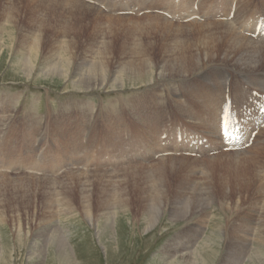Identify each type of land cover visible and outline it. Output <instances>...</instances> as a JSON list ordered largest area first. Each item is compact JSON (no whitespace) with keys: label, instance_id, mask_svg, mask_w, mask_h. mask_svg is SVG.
Returning <instances> with one entry per match:
<instances>
[{"label":"rangeland","instance_id":"rangeland-1","mask_svg":"<svg viewBox=\"0 0 264 264\" xmlns=\"http://www.w3.org/2000/svg\"><path fill=\"white\" fill-rule=\"evenodd\" d=\"M236 1L240 8L253 3ZM260 1L264 8V0ZM78 3L74 8L53 5L52 12L45 7L32 8L34 4L28 0H0V264H185L181 257L201 251L205 242L210 246L204 244L203 254H213L208 256V264H264V193H256L261 181L253 182L250 188L232 185L225 190L226 195L220 186L223 176H217L224 164L216 163L208 181L212 192L197 194L196 183L209 170L207 160L215 156L226 161L225 157H235L232 151L196 157L176 152L151 156L143 150L145 142L151 144L146 135L155 133L160 118L164 124L167 115L194 129L211 131L210 122L215 126L219 108L212 106L209 95L212 92L213 97H220L216 91L226 81V75L220 77L223 70L232 75V86L240 75H261L264 63L249 71L216 52L218 59L196 74L160 77L186 70L193 61L211 54L196 41L202 34L195 28L202 20L174 21L157 6L128 13L120 7L108 11L98 2ZM80 4L101 8L100 13L91 10L102 13V19L90 12L88 19L80 16L76 9L82 7ZM158 15L174 27L132 28L134 21L146 27L150 20L144 18ZM107 18L119 22L108 28ZM217 21L231 22L244 33L238 20L203 22ZM9 33L12 38H8ZM39 35L41 46L35 56L30 45ZM69 55L70 80L76 81L97 64L98 71H107L110 83L82 90L71 81L61 84L49 76L37 78L53 64L64 72ZM24 60H31L39 69L31 79L23 77ZM120 76L125 85L111 86ZM147 76H153L152 81L130 82ZM129 101L134 102L133 108L126 106ZM102 106L115 111L104 115ZM201 108L209 114L202 124L195 118ZM47 109L54 115L46 116ZM257 134L251 146L233 152L249 150ZM258 141V147L245 155L260 152L254 159L264 184V135ZM118 144L125 153L128 146L139 148L135 153L144 160L130 165L112 160L113 154L120 153ZM151 146L157 151L154 143ZM104 151L107 153L102 154ZM170 157L176 164L180 163L177 159L186 158L187 165L182 171H169L173 178L168 203L161 207L156 226L145 232L151 225L147 220L152 208L148 188L156 181L153 174L157 175L163 165L160 160ZM252 170L254 166L249 168ZM194 192L197 197L192 198L188 214L176 218L175 208L184 206ZM201 197H208L206 205ZM178 200L181 202L175 203ZM56 235L67 248L57 246L56 239L51 242Z\"/></svg>","mask_w":264,"mask_h":264},{"label":"bare ground","instance_id":"bare-ground-1","mask_svg":"<svg viewBox=\"0 0 264 264\" xmlns=\"http://www.w3.org/2000/svg\"><path fill=\"white\" fill-rule=\"evenodd\" d=\"M28 1H31L34 4L32 6V8H34V9L35 8H38L39 10H41L42 8L45 7V8H48L47 11L48 10L49 11H52L51 8H52L53 5H58L60 7H64V6L67 7V5H71V6H73L72 8H74L76 6H79L78 5L79 4L78 3L79 0H71V1L70 0H62V2H61V0H28ZM26 3H29V2H26ZM81 6L82 7L76 8V9H79L80 10V16L86 17V14H88L90 12L93 15H97L98 16V18H97L98 20H101L102 19V16H103L102 13L101 14H96V13L94 14L92 12V10H94V11H97V13L98 12L100 13V12H102L100 10L101 8L94 7V5H91V4L88 5L89 7L86 5V7L88 9L84 5H81ZM83 11H84V13H83ZM52 12H54V11H52ZM160 16H161V14H160ZM86 18L88 19V17H86ZM122 18H124V17H117V19H119V20L122 19ZM159 18H160L159 15H158V17L148 16V18H144L145 20L146 19L147 20H150V21H148L146 27H141V25H140V23L138 21H137L138 23L136 21H134L136 23L133 22L132 28L137 29V27H139L140 28L139 30H141V29H150V30H152V29L159 28V25H161L162 27H166V28L174 27L170 23V21L169 22H167L165 20L161 21V19H159ZM111 19L112 18H107L108 22H110L108 28H111L112 23L119 22V20L117 21L116 19L113 20V22H112ZM197 22H198V25L196 26L195 29H198V33H201L202 35H200L199 41H198V39L196 41L198 42L199 45H201L203 47H205V46L208 47V50L211 52V54L206 55L205 58H204V60L203 59H199L197 61H193V63L189 64V67L186 70L183 69L182 71H180L178 73H170V72L162 73V75L159 74V75H161L160 77H168V76L169 77H176V76H178V77L183 78V76H189L192 73H195L196 74V72H198L199 70H201L205 66V64L207 65V63H209V62L211 63V62H213V60L218 59V58H216V52H221L222 55H223V56L222 55L221 56L224 57V59H228V60L229 59H232V60H234L235 63H238L239 66L245 67V69H247L249 71L257 68V66H260L262 62L264 63V41H260V40H257V39H253V38L249 37L247 34L241 33L234 24H232L231 22H228V21H217V23H214V22H203V21H197ZM97 23L100 24L101 22H97ZM10 37L12 38L11 33L8 34V38H10ZM39 37H40V35L30 45V50H32L31 53L34 54V55L35 54H38L39 49H40V46H41V38H39ZM11 43H13V41H11ZM182 47H183V45H182ZM185 49H187V48H185ZM172 57H174V56H172ZM181 58L183 59V57H181ZM175 60H177V59H175ZM71 61H72V56L71 55H69V57L65 58L66 68H68V69H66L65 71L63 69L64 72H62V71L60 72L59 71L60 69H59L58 64H53L51 66H48L49 68L46 71L43 72L41 70L42 71V74H38L37 75V78L39 79V78H42V76H49L48 79H50L51 81L52 80L53 81L60 80L61 84L63 82H66V81H71L72 82L71 83L72 86H74L76 89H82V90H91V89H94L97 86L98 87L99 86L101 87V86H104V85L110 83V80H109L110 78H109V76L106 73L107 71L106 70H103L102 68H101V70L98 71V69L96 68V65L97 64H95L93 66V69L92 70H89L88 73L83 74L82 76H80L79 79H77L76 81L70 80V76H68L67 74H68V72L71 71L69 69L70 66H71V64H72ZM174 61H173V63H174ZM170 62H171V60H170ZM145 65H147V64H145ZM21 70L24 71V76L23 77H25V79H31V78H33L35 72L37 70H39V69L37 68V66H35L34 63H32L31 60H29V61L27 60V61H25L23 63ZM153 76H155V75H153ZM153 76H151V77H148L147 76L145 78H138V79L132 80L130 82L131 83H137V84L143 83V82H150V80L153 78ZM125 83H126V80L122 79V77L120 76V77L116 78L115 80H113V82L111 83V86L114 85V86H121L122 87V86L125 85ZM5 95H7V94H5ZM209 96L212 97L211 103H212V106L214 107L218 103V100H217L216 97H213L214 96V93H212V92H211V94ZM2 100H3V98H2ZM180 101H181V104H183V102H182L181 99L180 100L179 99H176V102L177 103L178 102L180 103ZM125 103H126V106H130L131 108H133L134 102L129 101V103L128 102H125ZM206 103H208V101H205V104ZM1 108H2V106H1ZM0 110H2V109H0ZM134 110L137 111L138 109L135 108ZM62 111H66V109H63ZM114 111H115V109H108L105 106H102V108H101V112L104 115H106L108 113L111 114ZM2 113H3V111H2ZM45 113H46L45 115L48 116V117L54 115V112L51 109H47V111ZM26 115H31V112L29 114L27 112ZM85 115L86 114H84V116ZM137 122H139V120ZM31 123L32 122H28V124L30 125V127H33L34 124L33 123L31 124ZM36 125H38V124H36ZM257 135L259 136V137L258 136L257 137L260 139L261 136L264 135V128H262L260 130L259 134H257ZM258 138H257V141L254 144V146L250 147L249 150L244 151V152L243 151H234V152L232 151V153H233V155H235V157H232V158L231 157L230 158L225 157L226 158V161L223 160L224 158L223 159H215V156L214 157L212 156L210 159H208L207 160V162H208L207 163L208 164V168L207 169H209V170L203 172V174H202V177L203 178H201V180L198 183H196V188H198L197 189L198 197L202 193H204L206 191L212 192L211 191L212 190V187H213L212 186V183H209L208 181L211 180V177H212V172H211L212 170H211V168H212V166L213 167L216 166V165H214L216 163L224 164L223 165V168H219L220 170H219V173H217V176H223L221 178V184H220V186H223L224 189L223 188L222 189H223V191H224V193L226 195H228L229 188L232 187V185H234L235 187H237L236 185H240L243 188H250L249 186L252 185L253 182H255V181H258V182L261 181L260 184H258L256 186V193H259L260 195H262L264 193V184L262 183L263 180L261 178L259 169H256V167H255V163H257V162H255V159H254L255 157L258 158V155H260V152H257V151L256 152H252V153H254V155H250L249 154V157H248V155L247 156L245 155L246 152L249 153V151H252V150H254V148L256 149V147H258V144H260V141H261V140L258 141L259 140ZM262 148H264V147H262ZM226 153H228V152H226ZM221 155H223V153ZM224 155H226V154H224ZM168 159L171 160L172 163L166 164V162H167L166 160H168ZM174 160H176V159L171 158V157L170 158H163V159H161L160 161L163 162V165L160 168L158 167V170L156 171V174L157 175L153 174L155 176L154 179L156 181H154L151 184V186L148 188L149 192L152 193V196L150 198V200H152V203H151V207L152 208L149 207L151 210H149L150 211L149 212V217H147L148 218L147 219L148 220V223L151 224V225H148L147 227H145V229H144L145 232L149 231L150 229H152L153 227L156 226L157 221H158V219L160 217V214H161V211H162L161 210V207L162 206H166V204L168 203V198H169V194H170V192L168 191V187L171 185L170 178H173V176L169 175V171L171 173L174 172L175 170H177L179 172V171H182L183 170L182 168H184L185 165H187L186 164V162H187L186 158H185V160H184V158L177 159V160L180 161L179 164H176V162L174 163ZM181 161H183V162H181ZM252 166H254V170L249 171V168H251ZM189 168H190V166H189ZM216 169H217V167H216ZM192 171H195V170H192ZM227 189H228V191L226 192L225 190H227ZM259 194H257V195H259ZM119 195H121V194H119ZM178 195H179V192H177L175 196H178ZM196 197H197L196 192H194L193 195L191 196L190 200H188V201H186L184 203V206L182 205V207L180 206V208L178 207V209L175 208L177 210L175 212V217L176 218H179V216H185V215H187L188 212H189V208L191 206V203L193 201L192 198H196ZM207 198L208 197H201L200 199L202 200V202L203 201L205 202ZM179 202H181V200H178L175 203H179ZM205 205H206V202H205ZM199 206L200 207H203L204 205H199ZM116 220H118V218ZM152 220H153V223H152ZM55 239H56V242L55 243L57 244V246H59L60 248H62V250L65 249V248H67V247H65L67 244L64 246L63 245L64 242L62 243V239L59 238L57 235H56V238L54 237V238H51L50 240H51V242H53L52 240H55ZM204 244L207 245L208 242H205ZM204 244L202 246L203 248H202L201 251H198L196 253H190V254H187V255L185 254V256H182L181 257V259L185 260V264H208V262H209L208 261V256L210 254L208 255L207 254L208 252L205 254V252H206L205 251V247L206 246H204ZM208 246H210V244H208L207 247ZM203 251H205L204 254H203ZM64 255L68 257V254L65 253V252H64ZM61 257H62V254H61ZM209 257L212 258L213 257V254L210 255ZM259 259H261V258H259ZM212 261H210V262H212ZM260 261H262V259ZM177 262H173V263H170V264H179ZM261 263H263V262H261Z\"/></svg>","mask_w":264,"mask_h":264}]
</instances>
